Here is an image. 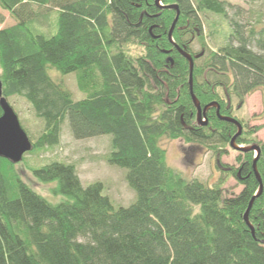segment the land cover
<instances>
[{
	"label": "trees",
	"instance_id": "trees-1",
	"mask_svg": "<svg viewBox=\"0 0 264 264\" xmlns=\"http://www.w3.org/2000/svg\"><path fill=\"white\" fill-rule=\"evenodd\" d=\"M156 1L0 0L15 21L0 29L2 96L15 113L13 101L22 99L40 123L33 133L21 124L32 149L19 163L0 157V264H264V141L255 137L264 124L237 115L246 96H264V23L243 30L232 20L225 31H210L203 17L223 21L229 2ZM216 32L224 42L212 47L206 39ZM175 46L193 59L201 108L215 104L220 116L241 124L237 145L259 146L263 189L256 197L255 151H237L235 165L220 163L238 128L221 120L216 106L206 110V125L197 121L189 62ZM50 70L76 73L86 96L74 100ZM66 120L76 140L110 136L106 161L125 170L135 194L129 206L116 207L102 181L82 184L72 162L28 164L59 145ZM179 139L217 148L215 182L187 178L168 164L163 141ZM25 169L52 184L59 200L25 182ZM230 178L242 188L224 197ZM253 197L252 234L244 214Z\"/></svg>",
	"mask_w": 264,
	"mask_h": 264
},
{
	"label": "rangeland",
	"instance_id": "rangeland-1",
	"mask_svg": "<svg viewBox=\"0 0 264 264\" xmlns=\"http://www.w3.org/2000/svg\"><path fill=\"white\" fill-rule=\"evenodd\" d=\"M230 3L226 6L227 17L222 21L216 15H205L203 17L207 29L216 31V29L226 30L227 22L237 21L242 25L243 30H248L250 26L257 20L264 23V0H221ZM0 14L4 17L5 21L0 25V29L11 26L15 21L9 14L0 8ZM224 18V17H223ZM221 23V24H220ZM218 25V26H217ZM213 29V30H212ZM224 34L217 33L213 39L207 38V43L215 47L224 42ZM195 49H198L196 46ZM254 51L257 52L255 48ZM50 74L54 78L61 79L72 94L74 100H80L86 95L77 87L76 73H71L66 76H60L56 71L50 70ZM260 91V90H258ZM256 92V91H255ZM261 92V91H260ZM254 94V93H252ZM251 96L248 95L244 98V105L242 109L237 112L240 118H243L251 126L263 125L264 118L254 120V116H259L263 112L264 96H255L252 102V108L247 104L246 100ZM14 107L18 116L20 124L30 132L39 130L40 123L29 110L27 104L20 98L14 99ZM15 112V111H14ZM23 128V127H22ZM255 137L259 141H264V127L261 128ZM163 146L167 151V162L170 166L179 170L187 178H196L208 184L215 182L219 178V172L216 169V157L214 150L208 147L207 144H188L183 140L163 141ZM223 149L222 147L219 150ZM225 154L219 157V161L224 165H235L238 152L231 149L229 146L224 148ZM110 153V136L102 135L87 139L76 140L71 135L68 121L62 125V134L59 145L53 151H47L40 157H28L30 166H40L46 164L50 159H59L67 162H72L76 165L77 174L82 184L90 183L96 180L102 181L107 188V194L113 201L114 205L127 207L135 197L134 192L128 187L124 180L125 170L110 165L106 161V156ZM38 158V159H37ZM48 159V160H47ZM25 163H22L23 165ZM21 168H26L23 165ZM22 179L27 182L39 194L47 198L51 202H57L50 188L52 184L38 183L33 174L24 170L21 174ZM239 186L233 178L227 180L224 190V197L236 196L240 190Z\"/></svg>",
	"mask_w": 264,
	"mask_h": 264
},
{
	"label": "water",
	"instance_id": "water-1",
	"mask_svg": "<svg viewBox=\"0 0 264 264\" xmlns=\"http://www.w3.org/2000/svg\"><path fill=\"white\" fill-rule=\"evenodd\" d=\"M160 0H157L156 2L159 3ZM174 8V7H173ZM175 9L177 10V7L175 6ZM179 16V12H177L175 19L172 22V25L168 31V39L173 43L172 40V33L175 28V25L177 23ZM177 51L189 62L190 66V76H189V85H190V95L193 104L196 107L197 110V121L201 125H206L207 122L205 119H203V116L206 112V110L211 106H216L215 104H211L210 106L205 107L204 109L201 108L199 101L197 100L196 96L193 93L192 90V70H193V59L191 56L180 49L178 46H175ZM0 107L2 109V115L0 116V157L9 160L10 162L17 164L19 163L23 156L30 152L32 149L31 141L27 135V133L22 128L17 114L14 112L13 108L9 105L7 100L2 96V87L0 82ZM217 107V115L218 117L223 120L230 123H233L237 126L238 131L234 135V137L230 141V146L236 151L239 152H247V151H255V160L253 162V170L256 174V177L260 183L258 192L256 193L255 197L262 192L263 186L261 184L260 177L256 171V160L259 157L260 154V148L259 146H250V147H241L236 145L235 139L238 135H240L242 126L241 124L234 118L231 117H222L219 114V109ZM253 197L249 203V206L244 214V221L246 224L250 227L252 234L254 233L253 228L251 224L248 221V214L252 207L254 198Z\"/></svg>",
	"mask_w": 264,
	"mask_h": 264
},
{
	"label": "crops",
	"instance_id": "crops-1",
	"mask_svg": "<svg viewBox=\"0 0 264 264\" xmlns=\"http://www.w3.org/2000/svg\"><path fill=\"white\" fill-rule=\"evenodd\" d=\"M258 94L261 96V92H260V91H256V92H254V94H251V96L246 100V102H247L246 105H248V104L250 103L248 106H250V107L252 108V102H251V99H252V101H253L254 99H256L255 96H258Z\"/></svg>",
	"mask_w": 264,
	"mask_h": 264
}]
</instances>
